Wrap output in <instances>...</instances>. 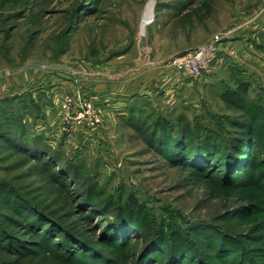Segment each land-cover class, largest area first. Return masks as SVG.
Wrapping results in <instances>:
<instances>
[{"label":"rangeland","instance_id":"rangeland-1","mask_svg":"<svg viewBox=\"0 0 264 264\" xmlns=\"http://www.w3.org/2000/svg\"><path fill=\"white\" fill-rule=\"evenodd\" d=\"M148 4L153 17L141 30ZM215 39L219 53L205 71L219 61L214 75L220 81L212 88L203 80L205 73L194 78L170 66L172 58ZM0 77V97L14 100L5 107L28 126L34 117L48 119L46 126L35 122V131L60 164L72 159L82 164L81 178L57 180L56 169L0 138V181L28 205L49 213L58 229L44 248L50 253H27L15 259L18 264H78L70 258L82 257L80 250L69 247V258L64 249L69 231L114 264H134L146 235L153 234L159 244L148 264H168V246L182 243L184 255L201 247L204 257L222 264L215 255L217 236L208 233L210 240L204 239L201 226L222 229L255 255L264 250L262 191L229 185L217 168L204 172L172 164L150 139L155 123L177 124L184 117L212 126L214 115L225 123L258 120L253 131L261 134L255 142L264 151V0H0ZM190 80L195 82L183 84ZM242 81L249 83L250 114L219 98L222 89ZM255 105L263 113L256 111L252 120ZM258 154L253 151L249 159L262 164L256 175L264 166ZM84 180L106 197L134 195L143 212L132 224L143 234L130 233L121 246L104 244L103 214L87 212L76 199L86 188L80 187ZM10 208L0 199V228L19 235L35 253L40 236L13 224L22 217ZM236 256L238 251L227 264ZM183 258L178 262L195 264Z\"/></svg>","mask_w":264,"mask_h":264},{"label":"trees","instance_id":"trees-1","mask_svg":"<svg viewBox=\"0 0 264 264\" xmlns=\"http://www.w3.org/2000/svg\"><path fill=\"white\" fill-rule=\"evenodd\" d=\"M248 90L249 83L242 81L237 83L235 88L222 89L219 98L229 107L240 108L250 114L253 109L250 108L252 104L247 106L249 103L247 101ZM13 101L9 98L0 99V138L10 143L16 152L38 161L47 169H56L57 171L52 175L57 180L68 182L75 178H81L79 172H81L82 164H77L75 159L60 164V160L47 146L43 135L35 131L37 118L34 117L33 125L28 126L19 116L13 114L9 106L5 107ZM254 107L253 117L250 115L252 120L258 118L259 112L263 113L262 108H258L259 105ZM211 120L213 122L212 126L199 124L198 122L191 123L184 117H178L177 124H170L167 121H163L161 124L155 123L153 126L155 129L152 130L150 139L168 156L172 164L186 165L185 167L204 172H211L214 168H217L222 173L223 179H227L229 185H240L243 188L252 185L255 189L264 193V166L259 167L262 168V172L256 175L259 163L253 164L249 160L253 156V151L259 152L258 155L264 157V151L257 150L258 145L255 142V138L257 135L260 136L261 133L258 131L255 134L253 131L254 124H258V120L254 121V124L253 121L248 122L247 119L240 123L234 120H226V123L229 122L235 128L234 133H230L229 128H226L225 118H218L213 115ZM157 127L159 128L158 131L156 130ZM260 128H264V122H262ZM154 135H156V139H154ZM260 165L262 164L258 166ZM254 170L256 172H252ZM85 181L88 182L84 180L83 186L80 185V187L86 186ZM64 184L62 182V186H65ZM96 190V185L86 186L85 190L83 189L82 192L78 193L79 198L76 199L80 201L81 207H86L87 212L93 209L92 213L94 215L100 211L103 214V217L99 218L100 221L103 220L99 223L103 243L107 246H121L130 233L137 232L134 237H140V233L143 234L141 228L136 231L132 224L133 219L135 220L143 212L137 198L134 195H128L123 199L119 195L116 199H113L112 196L106 197L102 191L98 192ZM0 199L3 203L9 205L10 209L16 214L21 212L20 216L22 218L17 221L11 220L13 224L21 226V228H27L30 232L40 236L39 242L35 244V253H31L30 244L24 243L19 235H15L14 232L8 229L0 228V252L4 255L2 257L3 264H18L15 259H19L27 253L40 254L45 252L47 255L49 250L44 248L46 246L47 248L50 247V241L56 239L53 238V235L58 230L56 222L50 214L34 208L32 204V207L28 205L27 201L21 200L19 195L11 190L7 183L2 181H0ZM201 227H203L202 237L204 239L210 240V236H207L208 233L217 236L215 255L217 259H221L222 264L229 263V258L233 256L235 251L236 253L238 251L239 257L236 256V262L230 261L231 264H264V250L255 255L253 251L247 250L242 241L227 234L222 229H213L208 226ZM68 234L69 237L64 239V245L67 242L64 249L67 250L69 258L72 255V251L68 250L69 247L74 248L75 246V249L80 250L82 254V257L71 256L70 261L78 264H114L98 247L83 242L80 238L71 234L70 231ZM146 236L145 246L141 249L138 255L139 258H136L134 264H148L154 261L153 255L158 250L157 246L159 244L158 236L154 234ZM185 246L187 245L184 243L179 247L168 246V264L178 262L182 256L184 257L183 260L187 262L192 260L195 264H217L212 263V260L208 257H204V254L201 253V247L194 249L195 252L193 253L189 251L188 255H186L187 253L184 255L185 250H187ZM207 249H209V245ZM177 264L184 263L180 261Z\"/></svg>","mask_w":264,"mask_h":264},{"label":"built area","instance_id":"built-area-1","mask_svg":"<svg viewBox=\"0 0 264 264\" xmlns=\"http://www.w3.org/2000/svg\"><path fill=\"white\" fill-rule=\"evenodd\" d=\"M218 42V39H215V41H211L193 52L172 58L169 64L178 72H185L194 78L199 77L217 58L219 53ZM95 122L97 125L98 120Z\"/></svg>","mask_w":264,"mask_h":264},{"label":"crops","instance_id":"crops-1","mask_svg":"<svg viewBox=\"0 0 264 264\" xmlns=\"http://www.w3.org/2000/svg\"><path fill=\"white\" fill-rule=\"evenodd\" d=\"M218 64H219V61L215 64V66H213L212 68H211V70H209V71H207V72H205V74H204V77H203V80H204V82H205V84L209 87H213L214 86V84H216V83H218L219 81H220V78H219V76H216V75H214L215 74V72H216V70H218L219 68L218 67H220V65L218 66ZM218 66V67H217ZM218 68V69H217ZM221 68V67H220ZM213 74V75H212ZM0 81H1V77H0ZM198 81V80H197ZM195 81H192V80H190V81H188L187 83H183V84H187L188 86L189 85H191L192 83H194ZM177 84L179 85V86H181V83L180 82H177ZM128 97V96H127ZM3 97H0V99H2ZM125 100H127L126 98H124ZM50 116V115H49ZM46 121L48 122V119H46ZM45 121V122H46ZM45 122H43V121H40L39 120V122H37V120H36V123H38L39 125L40 124H44V126H46V123ZM43 126V127H44ZM83 127V126H82ZM41 128V127H40ZM96 129V128H95ZM79 131H82V130H79ZM94 131V130H93ZM95 133V132H94ZM99 135V134H98ZM81 136H82V133H79L78 134V139H80V140H82V138H81ZM99 138V137H98ZM97 138V139H98ZM83 140H84V138H83Z\"/></svg>","mask_w":264,"mask_h":264},{"label":"bare ground","instance_id":"bare-ground-1","mask_svg":"<svg viewBox=\"0 0 264 264\" xmlns=\"http://www.w3.org/2000/svg\"><path fill=\"white\" fill-rule=\"evenodd\" d=\"M152 17H153L152 5L148 4L143 13V18L141 21V30H144V28L151 23Z\"/></svg>","mask_w":264,"mask_h":264}]
</instances>
